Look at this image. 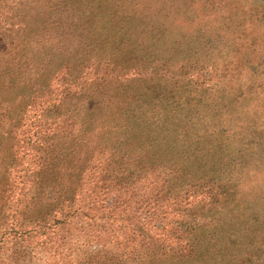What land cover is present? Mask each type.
Segmentation results:
<instances>
[{"label": "trees", "instance_id": "obj_1", "mask_svg": "<svg viewBox=\"0 0 264 264\" xmlns=\"http://www.w3.org/2000/svg\"><path fill=\"white\" fill-rule=\"evenodd\" d=\"M31 1L35 13L21 12L17 32L4 33L13 61L0 62V199L12 200V220L24 207L21 263L34 259L29 242H49L75 219L115 222L145 210L164 223L158 235L137 221L130 252L82 246L62 263L213 264L216 254L233 264L225 246L239 250L264 233V116L245 96L209 100L194 86L221 62L223 43L241 61L240 28L214 17L207 0ZM123 38H134L140 58L131 72ZM153 89L165 104L148 103ZM242 99L246 116L234 106ZM26 149L33 167L15 173ZM17 182L28 186L14 194ZM193 197L202 205L188 206ZM188 209L212 236L198 255H184L181 236L168 234L183 223L168 217Z\"/></svg>", "mask_w": 264, "mask_h": 264}, {"label": "rangeland", "instance_id": "obj_2", "mask_svg": "<svg viewBox=\"0 0 264 264\" xmlns=\"http://www.w3.org/2000/svg\"><path fill=\"white\" fill-rule=\"evenodd\" d=\"M26 0H0V62L5 63L7 61H13L11 53L6 47V38L4 33L17 32L16 28L21 26V12L28 13L30 16L35 13L36 5L34 1L28 0V3L23 4ZM250 0H207L211 13L214 17H219L222 14L226 18V21L231 22V27L238 26L240 28V43L242 47L240 53L242 59L239 62V55L233 58L228 57L229 47L224 43L223 54L221 62H219L211 73L203 75L199 79V83L194 86L201 87V91L205 92L209 100L217 98L226 102H235L242 97L248 99L249 107L253 114L264 116V0H258V6H263V9L259 10L257 15L253 18L252 23L258 26L255 34H250L249 28L246 26L249 24L247 17H244L245 6H249ZM22 2V3H21ZM21 4L24 5L21 6ZM208 7V8H209ZM187 5H183L181 9H187ZM226 10L228 13L226 14ZM134 33V32H133ZM133 37V36H132ZM134 38L122 39L123 50L126 52L125 59L126 65L132 70L139 69L140 58L137 51L132 50ZM229 59V61H223ZM232 60V61H231ZM7 68V65L2 68ZM156 90V89H153ZM197 90V89H196ZM147 101L149 104L159 106L165 104L166 100L161 90L154 92H148ZM244 99L238 103H234L236 108L240 107V111L243 115H248L247 112L242 109ZM91 106L94 107V114L100 116L103 115V110L100 104H98V98L92 97ZM25 160L22 164H16L17 168L14 171L19 172L21 168L26 170L33 167V152L26 149ZM29 157V161L28 158ZM14 173V174H15ZM3 175L0 176L2 179ZM30 177L25 179L26 184L30 181ZM28 185H22L21 183L14 184V194L24 191V188ZM23 187V188H22ZM22 188V189H21ZM3 193L0 195L2 198ZM21 196V195H20ZM225 196H222L224 199ZM21 200V198H20ZM201 206V201L196 198L188 199V206ZM13 207V202L4 201L0 199V264H22L21 263V211L23 212V205H18L19 212L16 214V218L10 219L9 208ZM134 211V210H133ZM100 212V211H99ZM94 214H98L99 213ZM148 214V213H147ZM145 214V210L139 211L138 215H133L132 211H128L122 214L115 222L112 219H96L94 221L84 222L83 224L79 219L73 220L68 230H54L51 233V238L48 237L45 242V237L29 242V251H32L34 259L32 264H63L72 259L75 254H79L81 247L89 250H100L101 253H119L130 252L131 245L128 242V236L138 230L137 221H144L148 223V228L155 234L161 232V229L156 230L155 224L159 223L156 218ZM182 220V224L171 225L172 228H168L169 237L173 238L175 235L181 236V247L184 255L192 254L193 252L198 255L202 251V245L207 242L212 236L206 232L205 226H201V222L194 215L193 210L188 209L182 214L168 217V220L177 219ZM12 220V221H11ZM106 221H110L108 224ZM18 225H16V223ZM104 223V224H102ZM123 224L128 227H123ZM174 230H178L174 233ZM141 234V230H138ZM174 234V235H173ZM219 235V231L215 232V237ZM142 237V235H141ZM44 242V243H41ZM66 243V244H64ZM55 244L59 246L54 247ZM67 248L69 250H67ZM235 249L236 252L235 262L233 264H264V233L257 237L250 238L249 242L245 245V248H240L232 245L225 246V251L231 252ZM67 251L72 254L69 257ZM91 252V251H90ZM105 253V254H106ZM212 255L213 264H224V259L220 260V257ZM232 262V261H231ZM230 262V263H231ZM232 264V263H231Z\"/></svg>", "mask_w": 264, "mask_h": 264}, {"label": "crops", "instance_id": "obj_3", "mask_svg": "<svg viewBox=\"0 0 264 264\" xmlns=\"http://www.w3.org/2000/svg\"><path fill=\"white\" fill-rule=\"evenodd\" d=\"M258 0H253L251 1L250 7L248 8L249 11L247 14H245V17L248 18V22L253 20V18L257 15L258 11L263 9V6H258ZM250 24V23H249Z\"/></svg>", "mask_w": 264, "mask_h": 264}]
</instances>
